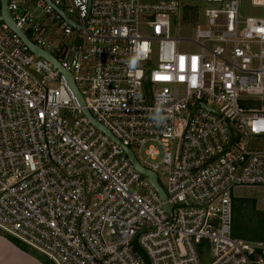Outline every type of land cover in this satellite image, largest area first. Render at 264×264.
Returning <instances> with one entry per match:
<instances>
[{
    "label": "built area",
    "instance_id": "built-area-1",
    "mask_svg": "<svg viewBox=\"0 0 264 264\" xmlns=\"http://www.w3.org/2000/svg\"><path fill=\"white\" fill-rule=\"evenodd\" d=\"M6 1L84 105L0 2V231L53 264H202L206 249L208 264H264V235L231 236L234 189L264 187L249 146L264 137V19H242L240 0ZM189 5L213 7L179 40ZM84 111L163 169L165 202Z\"/></svg>",
    "mask_w": 264,
    "mask_h": 264
},
{
    "label": "rangeland",
    "instance_id": "rangeland-1",
    "mask_svg": "<svg viewBox=\"0 0 264 264\" xmlns=\"http://www.w3.org/2000/svg\"><path fill=\"white\" fill-rule=\"evenodd\" d=\"M213 7L208 5H189L179 11L178 17L171 19L172 34L179 40H193L195 38L196 26L203 25L205 19L203 11L205 8ZM188 8L193 13H187L184 9ZM239 14L242 19L260 18L264 19V7L252 5V0H240ZM189 19V21H188ZM186 21L188 23L186 24ZM188 25V26H187ZM181 52L196 51L192 44L181 42L178 45ZM249 146L252 150L264 151V137L251 139ZM158 182L163 189L167 186V177L163 169L157 171ZM233 212H232V236L242 241L256 242L262 239L264 235V187H241L234 189ZM0 235L9 238L0 231ZM18 242V241H17ZM21 244V243H19ZM29 256L37 264H53L44 256L27 248ZM13 252L7 245L0 246V264H9L15 259ZM211 256L209 251H204V261L202 264H208Z\"/></svg>",
    "mask_w": 264,
    "mask_h": 264
},
{
    "label": "water",
    "instance_id": "water-1",
    "mask_svg": "<svg viewBox=\"0 0 264 264\" xmlns=\"http://www.w3.org/2000/svg\"><path fill=\"white\" fill-rule=\"evenodd\" d=\"M48 4H51L50 0H45ZM1 2V15L3 17V20L4 22H6L10 28L14 31L15 34H17L21 39L22 41L26 44V46L29 48V50L31 52H33L34 54H37L39 56H41L42 58L46 59L47 61H49L50 63H52L54 66H56V68L58 69L59 73L63 74L70 82V85L74 91V93L77 95L81 105L83 106L84 103H83V100L81 98V96L79 95L78 91H77V88L75 87V84L73 82V79H72V76L67 73L65 70H63L60 65L56 62V60L51 56L49 55L48 53L46 52H43L41 51L40 49H38L37 47H35L28 39L27 37L21 33L19 30H17L13 24V22L11 21L7 11H6V0H0ZM52 5V4H51ZM56 11L66 20V22L72 26L74 29H79V27L71 22L69 19H67L63 13L56 9ZM197 106L199 107H202L204 108L205 106L200 103L198 104ZM196 108V107H195ZM195 108H193L191 110V114L194 112ZM216 115H218L217 113H215ZM84 115L88 118V120L90 121L91 124H93L100 132L104 133L105 135H107L113 142H115L116 144H118L125 152L126 156L128 157L130 163L132 164V166L134 167V169L139 172L148 182L149 184L152 186V188L156 191V193L158 194L159 198L161 199L162 202H165L166 201V195L163 191V189L161 188V186L159 185L158 183V178H157V175L145 168H143L138 162L137 160L135 159V156L133 155V153L131 152L130 149H128L127 147H125L124 145H122L118 140H116L112 134L107 131L105 128H103L101 125H99L91 116L90 114L87 112V111H84ZM226 125V128L228 129V133H229V145L225 148L224 151H226L232 144V141H233V136H232V133H231V129L230 127ZM168 206L165 205L164 206V210L166 213H168Z\"/></svg>",
    "mask_w": 264,
    "mask_h": 264
},
{
    "label": "crops",
    "instance_id": "crops-1",
    "mask_svg": "<svg viewBox=\"0 0 264 264\" xmlns=\"http://www.w3.org/2000/svg\"><path fill=\"white\" fill-rule=\"evenodd\" d=\"M235 199L234 195L232 197V208H233V200ZM233 211V209H232ZM232 236V232H231ZM233 238V237H232ZM235 239V238H234ZM6 245L15 252V259H12V261L9 264H37L27 253L22 252L17 247H15L12 243H10L5 237L0 235V246Z\"/></svg>",
    "mask_w": 264,
    "mask_h": 264
},
{
    "label": "trees",
    "instance_id": "trees-1",
    "mask_svg": "<svg viewBox=\"0 0 264 264\" xmlns=\"http://www.w3.org/2000/svg\"><path fill=\"white\" fill-rule=\"evenodd\" d=\"M233 209V208H232ZM233 212V211H232ZM9 237V236H8ZM233 237V236H232ZM7 240L12 243L15 247H17L19 250H21L22 252L24 253H27L29 254L28 250H27V247L22 245V244H19V242H17L16 240H14L13 238L9 237L7 238Z\"/></svg>",
    "mask_w": 264,
    "mask_h": 264
}]
</instances>
